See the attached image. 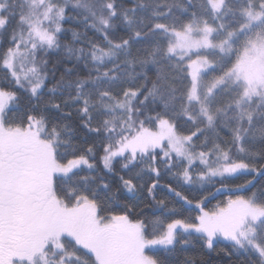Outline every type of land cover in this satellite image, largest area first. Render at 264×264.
Masks as SVG:
<instances>
[{
	"label": "snow or ice",
	"instance_id": "obj_1",
	"mask_svg": "<svg viewBox=\"0 0 264 264\" xmlns=\"http://www.w3.org/2000/svg\"><path fill=\"white\" fill-rule=\"evenodd\" d=\"M262 161L264 0H0V264H173L188 237L264 264ZM214 181L260 187L205 211ZM142 189L160 234L109 208Z\"/></svg>",
	"mask_w": 264,
	"mask_h": 264
},
{
	"label": "trees",
	"instance_id": "obj_2",
	"mask_svg": "<svg viewBox=\"0 0 264 264\" xmlns=\"http://www.w3.org/2000/svg\"><path fill=\"white\" fill-rule=\"evenodd\" d=\"M197 2H199V0H197ZM176 14L180 15L179 11H177ZM184 21L187 22V18H184ZM65 27H70V25H65ZM43 58L51 62L49 64V67H52L53 64H57L59 60V56L56 54L44 55ZM58 77L59 73L57 74V78ZM54 83L55 81H52L49 84V87H51ZM80 135L83 136L84 133L81 132ZM221 135H226V133L222 132ZM199 150L200 149H197V151ZM260 163H264V161ZM97 164L99 166V174L105 175L107 180H114L116 183H118V180H116V178L112 174L107 173V171L103 169L102 163L99 160H97ZM115 171L119 175H124V173L120 171L119 164L116 165ZM195 171H199V168L195 169ZM125 178H128V176H126ZM251 178L252 177L250 176H242L240 179L225 181L224 183L227 184L229 188L234 189L236 185L243 184L246 179ZM144 179L148 180V177L145 176ZM148 182L151 183V180H149ZM159 182L161 185H167L171 182V175L165 174ZM140 183H143V181H140ZM213 183L214 186H209L206 191L201 194L203 196H207V200H205L203 203L205 211H214L216 210L218 205L222 206L224 203H226L229 197L235 199L237 195L248 196L251 194V191H255L256 188L260 187V182H258L256 184V187H253L251 189L245 188L239 192L228 190H221L218 192L217 189L221 188L220 183L215 181ZM164 195V191L159 189L156 191L157 200L164 197ZM167 199L172 200L173 198L169 196L167 197ZM124 204L129 205V209H127V211H129L130 219L145 220L149 224V231H156L157 234L166 231V226L169 222H171V219L178 218L168 217L162 214L157 209L155 201L152 200L150 196H148L146 189H142L140 191L137 199L121 198L118 201V204H110L109 208L115 214H122L124 211H126V209H124L123 207ZM169 207L180 208V205H177L173 202L169 204ZM181 211L183 212V218L196 217L199 215V209L195 207V202L191 207L185 205L181 209ZM188 239H190L192 243L187 248L182 249L181 245L176 246V252L172 258L173 264H184V261L186 259H194L196 261V264H236V258L234 256L229 259L228 256L225 255V252H231L232 249L230 243L224 241L222 237L220 238V242L215 245V251H209L202 248L201 242L196 240L195 237H188ZM152 253L154 256L156 255L155 249L152 251Z\"/></svg>",
	"mask_w": 264,
	"mask_h": 264
},
{
	"label": "rangeland",
	"instance_id": "obj_3",
	"mask_svg": "<svg viewBox=\"0 0 264 264\" xmlns=\"http://www.w3.org/2000/svg\"><path fill=\"white\" fill-rule=\"evenodd\" d=\"M193 51H194V50H193ZM193 59H195L194 56H193ZM153 130H155V129H153ZM153 250H154V249H146V255L154 256L153 253H152Z\"/></svg>",
	"mask_w": 264,
	"mask_h": 264
}]
</instances>
